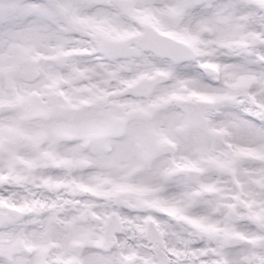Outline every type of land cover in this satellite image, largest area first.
<instances>
[{"label":"snow or ice","instance_id":"snow-or-ice-1","mask_svg":"<svg viewBox=\"0 0 264 264\" xmlns=\"http://www.w3.org/2000/svg\"><path fill=\"white\" fill-rule=\"evenodd\" d=\"M0 264H264V0H0Z\"/></svg>","mask_w":264,"mask_h":264}]
</instances>
